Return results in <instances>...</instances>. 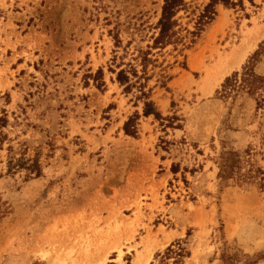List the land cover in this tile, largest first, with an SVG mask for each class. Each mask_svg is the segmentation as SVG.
Returning a JSON list of instances; mask_svg holds the SVG:
<instances>
[{
	"label": "rangeland",
	"instance_id": "374dc122",
	"mask_svg": "<svg viewBox=\"0 0 264 264\" xmlns=\"http://www.w3.org/2000/svg\"><path fill=\"white\" fill-rule=\"evenodd\" d=\"M184 1L159 36L162 0H0V264H221L224 250L243 264L264 254V192L217 179L221 142L264 171V103L215 94L264 41L220 73L261 33L264 0ZM113 36L157 60L147 89L164 121L141 117L137 138L122 131L142 106L109 72ZM257 92L264 98V83ZM21 152L39 160V177L7 174ZM177 242L188 255L165 260Z\"/></svg>",
	"mask_w": 264,
	"mask_h": 264
},
{
	"label": "trees",
	"instance_id": "16d2710c",
	"mask_svg": "<svg viewBox=\"0 0 264 264\" xmlns=\"http://www.w3.org/2000/svg\"><path fill=\"white\" fill-rule=\"evenodd\" d=\"M248 1L253 5V0ZM218 2L225 8H243V0H218ZM185 4L184 0H162L160 17L155 25V30H157L159 36L167 34L170 31L175 17ZM113 40L116 51L113 52L111 61L114 63V68H109V72L115 76L114 82L122 89V93L124 95H132L134 103L136 105L141 104L142 106L141 114L136 111L131 116L127 117L122 125V131L125 136L137 138L139 120L141 117L147 118L152 116L156 121H164L155 102L151 99L150 91L147 89V83L153 74H149L148 67L151 66L152 69L155 68L157 60L154 58L150 46H146L145 48L134 46L133 49H131L130 42L122 46V42L118 39V36H113ZM263 58L264 41L248 58L241 68V72H235L224 80L221 89L215 93L219 99H231L236 103L239 98H250L257 95L256 101L260 106H263V95L257 94V91L261 87V84L264 83V75L256 73V68ZM160 77L166 81L170 80V76H166L164 72L160 74ZM91 78L97 89L101 90L105 88L102 69H98ZM164 84L165 83H162V85ZM166 121L168 126L164 127L172 128V118H167ZM7 123V117L6 114H4L2 118H0V128L5 127ZM224 145L225 143L221 142V152L217 162V179L219 185L221 187L228 186L230 181H233L236 185L254 183L259 190L264 192V171L262 168L253 160L251 161L248 159L244 161L241 153L235 151L233 148H226ZM8 152H13V148L9 147ZM21 156L20 159L14 161V164H11V160L15 158L9 157L10 164L7 174L12 175L18 172L19 169H25L28 173L27 178L32 175L39 177L41 174L39 160L26 159L24 152H21ZM247 156L249 157L248 152ZM244 164L247 165V170H245ZM171 170L173 173H176L177 166L172 165ZM172 255L176 258H180L188 255V253L183 244L177 242L174 246L171 245L166 249L163 258L166 260ZM243 257L246 259L243 264H248L247 261L250 260L253 261L251 264H256L259 260L264 259V254L258 253L253 256L243 255ZM220 262L221 264H239L240 260L238 254H230L224 250L220 255Z\"/></svg>",
	"mask_w": 264,
	"mask_h": 264
},
{
	"label": "bare ground",
	"instance_id": "6f19581e",
	"mask_svg": "<svg viewBox=\"0 0 264 264\" xmlns=\"http://www.w3.org/2000/svg\"><path fill=\"white\" fill-rule=\"evenodd\" d=\"M262 36H264V27L262 28L261 33L256 34L250 41L244 43L240 48H238L229 56L226 63L222 66L220 73L225 74L235 66L239 65L244 59L248 50L251 49Z\"/></svg>",
	"mask_w": 264,
	"mask_h": 264
}]
</instances>
